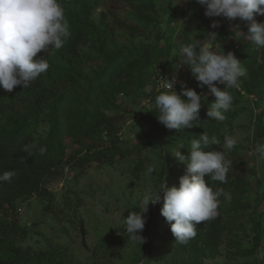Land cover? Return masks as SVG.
Returning a JSON list of instances; mask_svg holds the SVG:
<instances>
[{
    "label": "trees",
    "instance_id": "1",
    "mask_svg": "<svg viewBox=\"0 0 264 264\" xmlns=\"http://www.w3.org/2000/svg\"><path fill=\"white\" fill-rule=\"evenodd\" d=\"M111 1L59 0L70 38L61 49L50 45L49 51L37 54L50 67L29 87L16 86L11 93L0 88V174L13 173L10 181L0 183V264H105L130 242L123 227L118 236H103L92 253L79 257L62 240L69 238V230L83 226L80 209L85 200L70 182L59 192L54 182H66L69 176L72 183H80L92 167L115 170L123 161L149 153L156 160L153 175L146 173L142 179L141 159L132 173L131 195L138 208L137 190L142 187L152 186L155 193L163 181L169 187L179 185L187 164L172 152L187 156L191 140L201 134L221 145L226 136L236 141L226 152L232 161L227 183L204 177L214 191L223 188L231 199L220 198L218 215L197 224L196 237L186 245L176 242L161 214V199L140 233L147 240L137 263L264 264V176L255 165L244 168V157H256L255 146L264 143V49L245 39L244 21L206 17L196 0H115L119 11ZM255 18L264 23V15ZM214 20L219 21L216 29L211 28ZM209 31L218 33L215 39ZM195 42L232 52L245 75L238 87L228 89L234 97L231 109L223 120H215L207 116L214 95L188 67L183 82L206 98L199 124L177 132L158 122L155 76L172 72L181 60L180 47ZM146 98L149 106L142 103ZM138 113L131 128L134 140H126V123ZM213 147L223 150L215 145L208 150ZM41 148L46 150L41 153ZM32 199L54 223H64L56 231L57 242L36 223L22 221L20 206Z\"/></svg>",
    "mask_w": 264,
    "mask_h": 264
},
{
    "label": "clouds",
    "instance_id": "2",
    "mask_svg": "<svg viewBox=\"0 0 264 264\" xmlns=\"http://www.w3.org/2000/svg\"><path fill=\"white\" fill-rule=\"evenodd\" d=\"M204 7L206 17H224L229 20L239 18L247 25L242 32L245 39L256 49H264V23L258 22L257 15H264V0H196ZM219 27L213 21L211 28ZM212 39L218 35L208 32ZM71 31L64 9L59 0H0V88L11 93L16 86L29 87L50 65L46 58L38 57L41 51L61 49L70 38ZM181 65H187L201 87L207 86L214 95V103L207 110V116L223 120V113L230 110L234 97L228 91L239 86L240 77L245 75L232 52H217L199 42L183 45L179 49ZM179 83V93L174 85ZM223 85V89L217 86ZM163 91L156 90L155 110L158 122L169 130L180 132L199 124V113L203 94L187 87L186 82L176 76L167 79ZM187 97V99H182ZM221 146L223 150L210 146ZM236 141L225 137L221 141L207 134L191 140L189 154L182 155L177 149L172 153L187 164V172L179 178V185L167 186L165 181L153 193H146L139 202L140 212L130 211L123 220L124 234L132 243L142 245L145 238L140 234L145 226L149 205L163 200L161 214L170 224L176 242L188 244L197 235L196 225L207 222L218 215L220 198L231 199L223 188L213 190L204 177L221 184L227 183V173L232 167L226 152L234 149ZM184 147L183 144L179 145ZM25 151H29L26 146ZM46 149L41 148L43 153ZM258 160H264V143L254 149ZM148 173L154 171L148 168ZM11 171L0 174V183L10 181ZM162 192V197H161ZM22 209L20 210V212Z\"/></svg>",
    "mask_w": 264,
    "mask_h": 264
},
{
    "label": "rangeland",
    "instance_id": "3",
    "mask_svg": "<svg viewBox=\"0 0 264 264\" xmlns=\"http://www.w3.org/2000/svg\"><path fill=\"white\" fill-rule=\"evenodd\" d=\"M114 1H111V3L113 2L111 7L119 11L121 5L117 1ZM240 24L241 22L237 23L238 26ZM172 71L176 73L179 80L183 81V78L187 76L188 66L181 65L180 60L178 66ZM142 103L144 106L150 105L148 98L144 99ZM139 118L140 114L138 113L136 118H129L127 121L124 132L126 140H134V133L131 128L132 124L137 122ZM142 123L145 124L143 121ZM244 158L249 164L246 163L244 168L255 165L260 171L261 176H264V160H258L257 156L253 158L250 154H247ZM139 159L143 160L145 164L142 179L145 178L146 173L152 176L153 172L148 173L147 170L148 168H153L156 160L151 154L143 153L140 156L133 157L125 162L123 161L115 170L92 167L87 171L80 183H72L73 180L71 177L67 176L66 182L65 178H62L58 179L52 185L53 189L59 192L64 188L66 183L70 182L73 186L79 188L84 197L85 202L80 209L84 222L83 226L78 224L77 227L68 231L69 238L62 240V244L65 246L68 245L79 257L83 258L92 253L95 245L103 236L113 232H116L118 236L122 230L124 216L126 217L130 211L140 212V207L135 208L137 198L131 195V189L133 187L131 180L132 173L135 170L136 161ZM142 188V190H137L138 193H141V198L137 202L138 206L140 200L146 193H153L152 186H144ZM156 205L157 203L155 205L150 204L147 213L143 214L146 217L144 228L150 224ZM20 207L22 208L20 216L24 223L28 225L36 223V227L43 234L50 236L52 240L57 242L59 238L56 231L63 229L64 223H54L50 216L43 213L37 199H32ZM142 236L146 241L147 234ZM144 243L140 245L139 242L132 243L130 241L126 246L113 252L105 264H138V255L141 253ZM209 264L212 263L209 262Z\"/></svg>",
    "mask_w": 264,
    "mask_h": 264
},
{
    "label": "built area",
    "instance_id": "4",
    "mask_svg": "<svg viewBox=\"0 0 264 264\" xmlns=\"http://www.w3.org/2000/svg\"><path fill=\"white\" fill-rule=\"evenodd\" d=\"M173 76H176L177 77V79H178V81H180L179 80V78H178V76L176 75V73L175 72H167V73H163V72H158L157 74H156V76H155V80H156V84H157V89L159 88L160 90H164L163 89V85L165 84V82H166V80L167 79H171ZM179 83H177L176 85H174V88L176 89V91L179 93ZM148 101H149V99H148Z\"/></svg>",
    "mask_w": 264,
    "mask_h": 264
}]
</instances>
